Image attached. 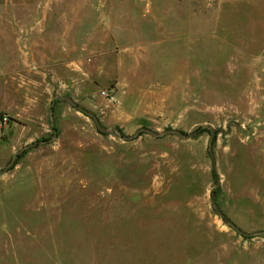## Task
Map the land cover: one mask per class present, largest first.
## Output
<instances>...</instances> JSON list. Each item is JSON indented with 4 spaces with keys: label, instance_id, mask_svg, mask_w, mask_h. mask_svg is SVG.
<instances>
[{
    "label": "rangeland",
    "instance_id": "obj_1",
    "mask_svg": "<svg viewBox=\"0 0 264 264\" xmlns=\"http://www.w3.org/2000/svg\"><path fill=\"white\" fill-rule=\"evenodd\" d=\"M0 264H264V0H0Z\"/></svg>",
    "mask_w": 264,
    "mask_h": 264
},
{
    "label": "crops",
    "instance_id": "obj_2",
    "mask_svg": "<svg viewBox=\"0 0 264 264\" xmlns=\"http://www.w3.org/2000/svg\"><path fill=\"white\" fill-rule=\"evenodd\" d=\"M131 56L134 59V62H136L137 61L136 55L131 54ZM115 59H116V66H115V74L113 76V81L115 82L114 90H115V95H116L117 100H119L122 103L123 102L125 103V101L127 100V98H125V97L128 95L130 89H132V91H130L129 94L131 96H133V98H132L133 101L140 100L141 95H140V91H138V89H137L138 84H139V82L137 81V78L128 84L130 86V89L128 90L126 95H124V93H125L127 87H125V84L122 82L123 79L126 78L127 74L130 75V77H131L130 79H132L133 77H135L137 75V72L133 69L135 67L136 63L133 67L127 68L125 63L122 60H120L117 55H115ZM120 74H121V76H120ZM110 77H112V76H109L108 79ZM125 80H127V79H125ZM132 84H133V86H132ZM149 98H150V100H152V94H150Z\"/></svg>",
    "mask_w": 264,
    "mask_h": 264
},
{
    "label": "built area",
    "instance_id": "obj_3",
    "mask_svg": "<svg viewBox=\"0 0 264 264\" xmlns=\"http://www.w3.org/2000/svg\"><path fill=\"white\" fill-rule=\"evenodd\" d=\"M104 98H106L109 102H115L116 100V95L113 90H106V91H101L100 93Z\"/></svg>",
    "mask_w": 264,
    "mask_h": 264
},
{
    "label": "water",
    "instance_id": "obj_4",
    "mask_svg": "<svg viewBox=\"0 0 264 264\" xmlns=\"http://www.w3.org/2000/svg\"><path fill=\"white\" fill-rule=\"evenodd\" d=\"M69 102H71V100H68ZM93 119H94V122L96 124V127L97 129L102 132V133H106L107 132V129H105L104 127H101V125L99 124V122L97 121V119L93 116V115H90ZM233 227V226H232ZM234 228V227H233ZM235 229V228H234Z\"/></svg>",
    "mask_w": 264,
    "mask_h": 264
},
{
    "label": "trees",
    "instance_id": "obj_5",
    "mask_svg": "<svg viewBox=\"0 0 264 264\" xmlns=\"http://www.w3.org/2000/svg\"><path fill=\"white\" fill-rule=\"evenodd\" d=\"M212 168H213V167H212ZM212 174H213V178H214V184H215V186H216L217 188H219V180H218V178H217V176H216V173H215L214 168H213V173H212ZM218 191L220 192V189H218ZM221 217H222L224 220H226L224 216L221 215Z\"/></svg>",
    "mask_w": 264,
    "mask_h": 264
}]
</instances>
